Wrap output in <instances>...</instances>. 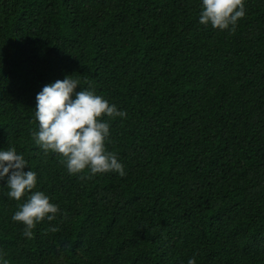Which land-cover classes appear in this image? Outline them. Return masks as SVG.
<instances>
[{
    "label": "trees",
    "instance_id": "16d2710c",
    "mask_svg": "<svg viewBox=\"0 0 264 264\" xmlns=\"http://www.w3.org/2000/svg\"><path fill=\"white\" fill-rule=\"evenodd\" d=\"M199 3L0 0V148L59 209L27 238L0 191V264H264V0L231 32ZM72 74L127 113L106 144L123 176L34 143L36 94Z\"/></svg>",
    "mask_w": 264,
    "mask_h": 264
},
{
    "label": "clouds",
    "instance_id": "9594fccd",
    "mask_svg": "<svg viewBox=\"0 0 264 264\" xmlns=\"http://www.w3.org/2000/svg\"><path fill=\"white\" fill-rule=\"evenodd\" d=\"M199 6L198 23L221 31H233L245 15L244 0H200ZM79 85L73 74L65 75L45 84L36 94L33 115L38 130L32 133L33 141L45 154L62 157L69 175L87 171V178L106 172L123 176V164L106 144L111 143V121L123 119L127 113L96 94L91 85ZM0 181H5L0 191L8 199L21 201L25 197L11 216L12 221L23 225L24 237L31 238L32 229L41 220L55 219L58 206L42 191H32L37 173L11 145L0 148ZM187 264H195L194 257Z\"/></svg>",
    "mask_w": 264,
    "mask_h": 264
}]
</instances>
